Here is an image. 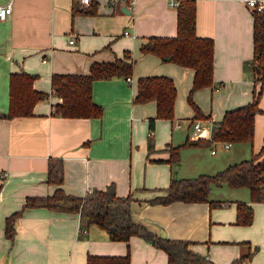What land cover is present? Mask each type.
Instances as JSON below:
<instances>
[{"label":"crops","instance_id":"obj_1","mask_svg":"<svg viewBox=\"0 0 264 264\" xmlns=\"http://www.w3.org/2000/svg\"><path fill=\"white\" fill-rule=\"evenodd\" d=\"M9 3L11 13L0 21V114L8 109L11 74L35 75L33 89L47 98L34 104L31 116L0 118V264H86L88 255L127 253L129 264H167L164 251L138 236L112 241L96 226L80 230L78 214L43 207L23 209L10 243L5 236L6 218L19 211L27 197H45L58 188L47 182L49 158L62 160L60 187L66 194L83 196L112 184L117 196L132 195L130 212L136 223L162 237L190 242L192 251L213 264H264V202H251L246 188H237L245 191L234 199L212 193L211 199L222 201L217 207L204 202H148L162 195L172 178H189L190 172L206 174L201 164L213 174L264 148V86L252 145L229 142L225 150V142L210 141L213 122L252 100L249 62L254 51V15L235 0H195V34L212 39L214 50L212 86L192 94L202 113L197 119L201 130L193 138L188 128L196 119L187 102L193 70L139 51L148 37L176 34V8L169 7L168 0H136L132 7L123 0H92L84 5L80 0H0L1 5ZM74 7L82 11L74 12ZM118 59L132 62L130 81L126 77L92 81L90 98L101 108L99 117L52 113L62 100L51 88V76L87 75L92 65ZM143 76L170 77L176 88L173 119L154 121L151 152L148 121L155 116V102L133 101L137 80ZM197 139L208 143L181 148L191 152L189 171L182 169L180 161L169 162L171 147ZM215 145L225 153L218 159ZM199 147H208L216 159L200 161L194 152ZM226 190L231 188L221 191ZM237 201L252 207L250 225L235 224ZM254 248L251 258H241Z\"/></svg>","mask_w":264,"mask_h":264},{"label":"trees","instance_id":"obj_2","mask_svg":"<svg viewBox=\"0 0 264 264\" xmlns=\"http://www.w3.org/2000/svg\"><path fill=\"white\" fill-rule=\"evenodd\" d=\"M195 0H179L176 7V34L171 37L151 36L139 45L143 54H151L164 62H171L193 70L194 76L187 102L193 110V118H202L200 109L192 101L194 91L210 87L213 83V41L200 38L195 34ZM82 10L75 9L74 12ZM254 51L249 62L254 78L252 100L242 106L225 111L219 121L212 123V142L246 143L252 145L255 115L261 112L258 102L264 86V17L254 14L253 23ZM132 62L116 60L113 63L94 64L87 75H53L50 84L62 102L53 107L52 113L61 117H99L101 108L94 105L90 98L91 83L95 79L128 77L132 74ZM36 76L25 72L14 73L9 77V102L7 112L0 118L31 116L36 102L47 98V94L33 89ZM259 87L256 88V85ZM176 88L170 77L143 76L136 84L134 103L142 104L154 101L155 116L148 121V151H153L154 121L172 120ZM208 141L188 140L184 145L170 148L169 162L180 160V150L184 146L206 145ZM264 148L258 154L227 165L213 174H200L193 178H172L163 189L162 195L148 202L151 204H169L174 201L185 203L204 202L209 207H217L222 201L210 198L214 188L226 186L231 189L246 188L251 202H264ZM47 182L58 186L45 197H27L22 208L5 220V236L13 242L15 221L25 208L43 207L56 212L78 214L80 230L96 226L105 230L112 241H128L138 236L161 249L167 255V264H213L204 256L189 248L190 242L162 237L146 226L136 223L131 216L133 202L131 194L119 197L114 185L104 190L92 189L83 196L66 194L60 187L63 182V165L60 158H49ZM237 225H250L253 210L243 201L235 202ZM254 250L241 258H251ZM240 258V259H241ZM232 261L229 264H236ZM86 264H129V253L124 256L88 255Z\"/></svg>","mask_w":264,"mask_h":264},{"label":"rangeland","instance_id":"obj_3","mask_svg":"<svg viewBox=\"0 0 264 264\" xmlns=\"http://www.w3.org/2000/svg\"><path fill=\"white\" fill-rule=\"evenodd\" d=\"M175 125H176V123H175ZM184 131H186L185 127H184ZM188 132H189V135L191 137L192 136V134H191L192 133V125L190 126V128H188ZM236 146H234V151L236 149L235 148ZM245 146L248 147L247 145H245ZM214 148H215L214 150L217 151V156H215V157H217V159L221 155H225V153L222 152V149L220 148V146L215 145ZM194 152H197L198 158L203 163L204 162L205 163L211 162V161H214L216 159L215 157L210 156L208 147H199V148L195 149ZM190 153L191 152H190L189 148H187L185 150L181 149L180 153H179V155H180L179 156L180 157L179 161H180V164L182 165V169L184 167L185 168L187 167V169H186L187 171H189V169H191L190 166L193 164V158L188 156ZM246 159H247V157H246ZM179 161L174 163V165H177L179 163ZM201 165H202L201 168H203L205 170L206 174H212L213 171L210 170L209 166H206L204 164H201ZM187 176H191L189 178H193V177L196 176V173L195 172H190V173H187ZM225 188H227V187L226 186H222L221 188H214L213 191L211 192V194L213 193L216 197L218 196L219 198L222 197V198H227V199H234V198H238V197L242 196V193H244L243 191H245V189L243 190V189H237L236 188V189L226 190L227 192H222L221 190H223ZM219 191H221V192H219ZM239 191H241V192H239ZM218 192H219V195H217ZM211 194H210V198H212Z\"/></svg>","mask_w":264,"mask_h":264},{"label":"built area","instance_id":"obj_4","mask_svg":"<svg viewBox=\"0 0 264 264\" xmlns=\"http://www.w3.org/2000/svg\"><path fill=\"white\" fill-rule=\"evenodd\" d=\"M92 0H80V2L84 4H89ZM111 3H114L116 1H122V0H109ZM129 5V7H132L136 0H123ZM239 3H241L244 7L248 9V11L254 15V14H263L264 13V0H235ZM179 0H168V5L171 8H176L178 6ZM11 13V4L1 5L0 4V21H3L6 19V17ZM124 34H127V32H124ZM75 36L72 35L71 40H69V43L73 42V38ZM126 81H130V77H126ZM192 137L197 138L200 130L201 125L198 120H194L192 123ZM176 127H179V124L175 125ZM230 146L229 142H225L223 144L224 149H228ZM215 151L211 150V153L213 154Z\"/></svg>","mask_w":264,"mask_h":264}]
</instances>
